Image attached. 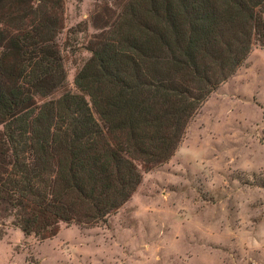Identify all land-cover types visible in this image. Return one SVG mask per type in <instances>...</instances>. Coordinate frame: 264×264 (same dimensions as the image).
Here are the masks:
<instances>
[{
	"label": "trees",
	"instance_id": "16d2710c",
	"mask_svg": "<svg viewBox=\"0 0 264 264\" xmlns=\"http://www.w3.org/2000/svg\"><path fill=\"white\" fill-rule=\"evenodd\" d=\"M63 0H0V225L45 240L94 227L168 162L254 48L264 0H132L74 84Z\"/></svg>",
	"mask_w": 264,
	"mask_h": 264
},
{
	"label": "rangeland",
	"instance_id": "374dc122",
	"mask_svg": "<svg viewBox=\"0 0 264 264\" xmlns=\"http://www.w3.org/2000/svg\"><path fill=\"white\" fill-rule=\"evenodd\" d=\"M57 43L74 81L132 0H63ZM94 227L50 239L0 225V264H264V49L203 103L173 157Z\"/></svg>",
	"mask_w": 264,
	"mask_h": 264
}]
</instances>
